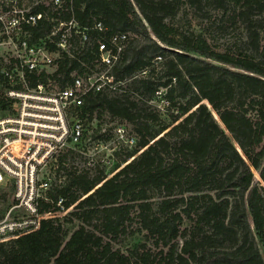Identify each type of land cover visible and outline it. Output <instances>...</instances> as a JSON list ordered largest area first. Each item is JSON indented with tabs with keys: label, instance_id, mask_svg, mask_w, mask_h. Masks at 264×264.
<instances>
[{
	"label": "trees",
	"instance_id": "1",
	"mask_svg": "<svg viewBox=\"0 0 264 264\" xmlns=\"http://www.w3.org/2000/svg\"><path fill=\"white\" fill-rule=\"evenodd\" d=\"M182 3L233 5L246 26V54L179 33L169 22ZM37 12L29 40L45 41L58 58L51 72L26 73L27 87L62 90L100 66L112 88L88 92L70 117L96 140L109 132L99 129L106 117L136 142L115 154L111 177L102 167L52 186L40 212H56L60 197L72 209L0 243V264H264V0H63L57 11L39 5ZM68 22L69 49L61 51L45 38ZM120 34L127 40L108 67L97 43L115 54L110 39ZM2 67L0 59V117L12 112ZM157 99L169 122L151 104ZM66 158L73 156L59 163ZM9 193L0 190V216Z\"/></svg>",
	"mask_w": 264,
	"mask_h": 264
},
{
	"label": "built area",
	"instance_id": "2",
	"mask_svg": "<svg viewBox=\"0 0 264 264\" xmlns=\"http://www.w3.org/2000/svg\"><path fill=\"white\" fill-rule=\"evenodd\" d=\"M62 4L63 0H0V59L5 63L8 58L10 62L1 73L11 87L6 95L12 101L11 114L0 117V190L7 193L11 190L9 206L0 216V243L34 233L43 221L66 215L72 207L65 209L63 197L56 203V212H40V201L45 200V193L66 180L70 172L92 175L98 168L111 166L116 153L131 150L136 142L124 124L116 123L104 140H96L82 120L70 117V110L80 107L88 92H97L105 85L112 88L111 78H75L70 87L62 90L50 85L51 89L43 85L27 87L26 73L46 70L54 66L57 59L45 41L31 43L29 40V29L42 17L37 8L42 5L57 11ZM71 27L72 22L59 23L58 29L45 40L66 51L67 32ZM63 28L66 30L58 35ZM94 28L102 31L100 23ZM57 37L59 41L55 43ZM86 39L83 36V40ZM126 40V34L110 39L115 54L98 42L101 63L111 66ZM18 84L23 89H14ZM110 146L112 148H108ZM104 150L109 154L97 159ZM66 153H71L73 158L59 163L58 158Z\"/></svg>",
	"mask_w": 264,
	"mask_h": 264
},
{
	"label": "rangeland",
	"instance_id": "3",
	"mask_svg": "<svg viewBox=\"0 0 264 264\" xmlns=\"http://www.w3.org/2000/svg\"><path fill=\"white\" fill-rule=\"evenodd\" d=\"M41 4V3H40ZM233 5L225 4L222 9L213 7L212 5L203 3L199 7H191L188 4L182 3L178 9V12L173 20L169 23L176 29L179 33H194L196 35H201L206 39L209 46L218 52H231L234 54H246L247 47L243 44L246 37V26L239 19L236 18L233 11ZM264 27V25H263ZM260 37L262 44H264V29L260 32ZM66 49L68 50V43ZM55 57L58 58V54L55 53ZM5 63L3 62L2 68H7L10 64L9 59L6 58ZM54 69V66L46 68L47 72H51ZM107 70H102L100 66L93 69L92 78H98L104 76ZM99 74H102L98 76ZM56 88V87H55ZM161 100L157 99L151 104L156 107L160 113L161 120L169 122V118L166 117L167 104L165 102H160ZM216 121L218 118L214 115ZM93 125H90L93 129L97 127V122L93 121ZM116 125V122H110L108 118L104 117L100 130H111ZM123 125V124H122ZM126 127V126H125ZM85 128L89 131L87 126ZM128 130V128L126 127ZM88 132V133H89ZM129 133V130H128ZM130 134V133H129ZM112 148V146L108 147ZM109 154V151L104 150L97 155V159H102ZM110 159V158H109ZM130 160H128L129 162ZM116 160L111 161V166H104L105 173L107 177H111L113 174H109ZM127 162V163H128ZM255 178L258 179L257 173H254ZM130 241L125 240L124 244H129ZM260 253L264 256L263 250L260 248Z\"/></svg>",
	"mask_w": 264,
	"mask_h": 264
},
{
	"label": "water",
	"instance_id": "4",
	"mask_svg": "<svg viewBox=\"0 0 264 264\" xmlns=\"http://www.w3.org/2000/svg\"><path fill=\"white\" fill-rule=\"evenodd\" d=\"M215 119V118H214ZM217 120V119H216Z\"/></svg>",
	"mask_w": 264,
	"mask_h": 264
}]
</instances>
